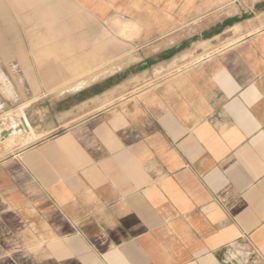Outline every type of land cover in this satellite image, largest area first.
I'll return each instance as SVG.
<instances>
[{
    "label": "crops",
    "instance_id": "crops-1",
    "mask_svg": "<svg viewBox=\"0 0 264 264\" xmlns=\"http://www.w3.org/2000/svg\"><path fill=\"white\" fill-rule=\"evenodd\" d=\"M29 3L0 78L100 113L0 157V264H264V0Z\"/></svg>",
    "mask_w": 264,
    "mask_h": 264
},
{
    "label": "rangeland",
    "instance_id": "rangeland-1",
    "mask_svg": "<svg viewBox=\"0 0 264 264\" xmlns=\"http://www.w3.org/2000/svg\"><path fill=\"white\" fill-rule=\"evenodd\" d=\"M30 1L31 0H0V3L2 5L6 4L7 6H10L15 11L21 8L22 10H26L29 14L30 12H33V9L36 10V8L33 7L34 5L29 3ZM118 24H121V22H119ZM122 25H124L122 29V31L123 30L124 31L122 32V34H124L127 29L130 30V27H128L124 23H122ZM103 45H104V40H103ZM106 50H108V47ZM106 50L103 49L102 52ZM74 55H72L71 57H73ZM105 55L106 54L102 56V63H101L102 73H104L105 71L104 68L106 67V65L107 66L110 65V61H111V59H109L108 57H105ZM53 57H56V56H53ZM125 77H126L125 73L119 74L118 81H117L118 84L123 82ZM137 82L140 83L139 80H137ZM142 84L143 82H141L137 87L139 90L141 89L140 91L143 90L144 86L148 88V87L153 86L155 83L153 84L152 82H150L149 84L147 83L146 85H143V86ZM107 88H109V84H106L100 88L93 89L90 93H87L82 98L92 100L94 96H100V94H102ZM121 94L122 95H120L118 102L109 103L108 104L109 106H104L105 108L101 110V112L108 111L107 110L108 108L115 106L117 103H120L122 101L124 102V100L127 97L125 93H121ZM31 98H32V95H29V94H21V95L15 94L12 88V84L9 81V79L0 78V130L8 129L7 126L11 125V124L5 125L6 121H10L5 116L11 112L14 116L13 118H11V121L18 120L17 117H20L21 115L20 107L27 103L28 104L30 103V104H29V107L25 109V114L27 118L29 119V121H81L83 119L92 120L94 117H96L100 113V111H97L94 109L88 110V111L85 110L87 115L86 114L83 115L84 113L78 112L79 109L77 108V104L80 99L78 100L70 99L68 101H63V102L61 101L40 102L38 104L32 105L31 103L35 101V98L33 99ZM15 116L17 119L15 118ZM33 142L23 145V146H15V147L12 146L10 147L11 149L10 148L8 149L6 147L5 148L1 147L0 157H4L8 155L9 153L13 152L15 148H24V147L30 146L31 144H33Z\"/></svg>",
    "mask_w": 264,
    "mask_h": 264
},
{
    "label": "bare ground",
    "instance_id": "bare-ground-1",
    "mask_svg": "<svg viewBox=\"0 0 264 264\" xmlns=\"http://www.w3.org/2000/svg\"><path fill=\"white\" fill-rule=\"evenodd\" d=\"M115 19V18H114ZM118 22V21H117ZM119 23V22H118ZM135 23V22H134ZM126 25V24H125ZM124 26V25H123ZM129 27V26H128ZM127 27V28H128ZM123 29V28H122ZM133 29V28H132ZM124 31V30H123ZM122 31V32H123ZM134 32V31H133ZM126 34V33H125ZM134 34V33H133ZM136 34V33H135ZM129 35V34H128ZM138 35V34H137ZM127 36V35H125ZM81 76V75H80ZM76 78V77H75ZM79 79V77H78ZM63 80V79H62ZM61 80V81H62ZM63 82V81H62ZM64 83V82H63ZM30 104V103H29ZM29 104H24L23 106L20 107V112L21 115L20 117H17L18 120L16 121H11V118H13V114L10 112L7 114L5 117H7L8 120L6 121L5 125L11 124L7 126V131L9 133L8 137H1V133L3 132L0 130V148H10L12 146H20V145H26L34 140L38 139V136L35 134L34 130L31 128V125L29 123V119L27 118L25 114V109L29 107ZM17 113V112H16ZM15 115V114H14ZM16 118V116H15ZM16 118V119H17ZM6 120V119H5ZM13 123V124H12ZM5 127V126H4ZM11 149V148H10ZM7 151V150H6Z\"/></svg>",
    "mask_w": 264,
    "mask_h": 264
},
{
    "label": "water",
    "instance_id": "water-1",
    "mask_svg": "<svg viewBox=\"0 0 264 264\" xmlns=\"http://www.w3.org/2000/svg\"><path fill=\"white\" fill-rule=\"evenodd\" d=\"M5 130H7V129H5ZM9 136V133L6 131H3L2 133H1V137H8Z\"/></svg>",
    "mask_w": 264,
    "mask_h": 264
}]
</instances>
